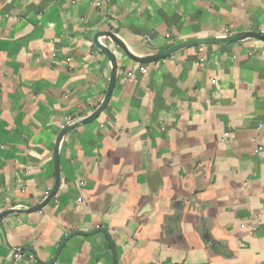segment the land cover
Wrapping results in <instances>:
<instances>
[{"label":"crops","instance_id":"obj_1","mask_svg":"<svg viewBox=\"0 0 264 264\" xmlns=\"http://www.w3.org/2000/svg\"><path fill=\"white\" fill-rule=\"evenodd\" d=\"M264 0H0V264H264ZM106 229L108 233L100 232ZM72 233H81L66 240ZM63 248L60 250L62 243ZM58 255V256H57Z\"/></svg>","mask_w":264,"mask_h":264},{"label":"water","instance_id":"obj_2","mask_svg":"<svg viewBox=\"0 0 264 264\" xmlns=\"http://www.w3.org/2000/svg\"><path fill=\"white\" fill-rule=\"evenodd\" d=\"M102 39H106L110 41L113 45L118 47L123 51V53L132 61L139 63V64H151L154 62L165 60L176 53L184 50L189 49L193 47H200V46H219V45H228L232 43H236L239 41L247 40V39H255L260 40L264 42V35L261 33H255V32H247L244 34H235V35H229L225 37H216V38H196V39H190L187 41H184L182 43H179L175 46H172L168 48L167 50L153 54L148 56H137L135 55L124 43L122 39H120L114 32L112 31H106V32H99L94 36V45L103 53L105 54L108 59L111 62L112 68H111V79L108 91L106 93L105 99L103 100V103L101 106L88 118L84 119L80 122L82 125H87L95 121L97 118L100 117V115L106 110L116 85V78H117V59L115 53L105 44L102 42ZM76 125H71L62 130L60 133L57 142L56 147L54 151V169H55V175H56V183L53 191L50 193V195L38 206L28 208V209H11L8 211H4L0 214V221L3 218H6L10 215L14 214H29L36 211H39L43 209L58 193V190L60 188V157H59V147L63 140V138L71 132ZM100 232L108 233L106 229H100ZM81 233H72L70 234L66 240H69L71 237L78 235ZM64 243H62L60 250L63 248ZM58 256V255H57Z\"/></svg>","mask_w":264,"mask_h":264}]
</instances>
